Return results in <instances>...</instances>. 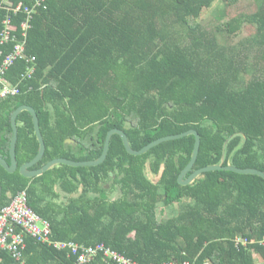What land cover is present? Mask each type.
I'll list each match as a JSON object with an SVG mask.
<instances>
[{
  "label": "trees",
  "instance_id": "1",
  "mask_svg": "<svg viewBox=\"0 0 264 264\" xmlns=\"http://www.w3.org/2000/svg\"><path fill=\"white\" fill-rule=\"evenodd\" d=\"M215 1L45 0L27 30L34 75L22 78L25 60L6 73L21 92L0 97V155L10 162L12 113L30 105L46 145L32 169L57 157L96 159L107 132L119 128L133 149L197 130L199 152L187 176L220 163L264 171V0H255L253 12L207 28L200 15ZM12 2L32 6L35 0ZM6 15L0 8V30ZM25 18L23 11L12 15L17 30ZM245 27L253 31L239 45L226 42ZM11 46L0 44V63ZM17 127L18 169L0 165V209L26 190L53 241L104 243L140 264H264V178L212 170L180 184L193 134L141 155L128 153L113 134L101 164H61L26 177L19 167L39 151L29 111L17 115ZM167 208L177 211L167 216ZM25 240L23 261L0 250V264H71L75 258L69 249ZM87 264L104 263L98 256Z\"/></svg>",
  "mask_w": 264,
  "mask_h": 264
},
{
  "label": "built area",
  "instance_id": "2",
  "mask_svg": "<svg viewBox=\"0 0 264 264\" xmlns=\"http://www.w3.org/2000/svg\"><path fill=\"white\" fill-rule=\"evenodd\" d=\"M44 1L35 0L32 6H27L21 2L14 4L12 0H0V8L7 11L3 28L0 30V44L12 43L10 50L3 56L0 63V97L15 96L21 92L18 84H12L6 78L7 71L17 60H25L26 62V69L22 73V78H30L35 73L36 58L26 53V37L34 9L41 6ZM19 11H23L26 18L21 23L20 29L17 30L12 15H16ZM1 55L2 51L0 50ZM27 236L38 242L53 245L57 249H69L71 254L75 256L71 264H87L94 261L98 256L101 257L104 264H140L136 260L107 247L104 243L81 245L73 241H53L49 222L28 205L27 192L21 190L0 209V250L8 251L13 258L23 261ZM236 242L244 243L246 240L237 237ZM164 264H189V262L170 261Z\"/></svg>",
  "mask_w": 264,
  "mask_h": 264
},
{
  "label": "water",
  "instance_id": "3",
  "mask_svg": "<svg viewBox=\"0 0 264 264\" xmlns=\"http://www.w3.org/2000/svg\"><path fill=\"white\" fill-rule=\"evenodd\" d=\"M23 110H27L31 113L36 136L39 141V151L35 155V157L31 159L30 161L22 164L19 167L20 173L26 177H34V176L41 175L42 173L52 168L53 166H59L61 164H67L70 166H95V165L101 164L102 162H104V160L107 157L109 145H110V139L113 134L120 135L126 151L132 155H141L147 152L148 150H150L152 147L158 145L159 143H162L168 140L178 139V138L193 134L195 136V143H194L192 156H191L189 163L183 168V170L178 176V180L180 184H183V185L190 184L196 178L201 176L203 173L212 171V170H230V171H234L236 173H241V174H255V175H258L264 178V171L259 170L257 168H252V167L239 168L231 164L224 165L223 163L200 167L194 170L190 175L187 176L188 172L191 170L194 163L196 162L198 152H199V147H200V135L195 129H189L181 133L162 136V137H159L149 142L148 144H146L140 149H133L129 143V139L126 133L122 129L112 128L106 134L103 151L98 158L93 159V160H71V159L64 158V157H57V158L51 159L50 161H48L46 164H44L40 168L32 169L31 167L34 164H36L38 161H40L41 158L43 157L45 150H46V145H45V141H44V138L40 130L39 119H38L37 113L35 109L30 105H21L17 107L11 116V125H12L13 134H12L10 150H9L10 162H8L3 156L0 155V165L3 168H5L8 172H14L18 169V162L16 158V144L18 140L17 115ZM67 141L74 142L73 139H67ZM1 193H2V186L0 182V197H1Z\"/></svg>",
  "mask_w": 264,
  "mask_h": 264
},
{
  "label": "rangeland",
  "instance_id": "4",
  "mask_svg": "<svg viewBox=\"0 0 264 264\" xmlns=\"http://www.w3.org/2000/svg\"><path fill=\"white\" fill-rule=\"evenodd\" d=\"M256 8L255 0H234L228 4L223 3L221 0H216L211 7L203 10L200 15V21L207 28H215L217 25H223L241 12H253ZM252 31V27L242 28L235 36L228 37L226 42L228 44L239 45V42L243 41ZM117 194L118 191H114L111 196L116 197ZM176 211L177 208H167L166 215L171 216Z\"/></svg>",
  "mask_w": 264,
  "mask_h": 264
},
{
  "label": "crops",
  "instance_id": "5",
  "mask_svg": "<svg viewBox=\"0 0 264 264\" xmlns=\"http://www.w3.org/2000/svg\"><path fill=\"white\" fill-rule=\"evenodd\" d=\"M254 258H255L256 262H261L262 261L261 258L259 257V255L256 254V253H254Z\"/></svg>",
  "mask_w": 264,
  "mask_h": 264
}]
</instances>
